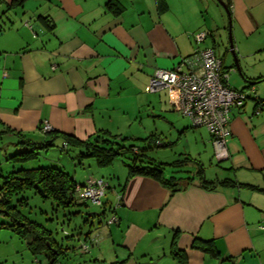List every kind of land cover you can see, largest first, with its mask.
I'll return each mask as SVG.
<instances>
[{"label": "crops", "instance_id": "0c3cea01", "mask_svg": "<svg viewBox=\"0 0 264 264\" xmlns=\"http://www.w3.org/2000/svg\"><path fill=\"white\" fill-rule=\"evenodd\" d=\"M166 2L160 12L157 0H0V139L8 136L11 150L26 149L20 140L42 143L46 120L79 139L100 130L119 139L153 134L149 146L155 139L169 146V157L158 160L188 158L192 166L174 192L151 177H130L127 169L111 172L116 179L107 180L112 197L103 211L118 222L98 223L101 238L90 250H66L59 264H264V194L245 186L206 188L199 178L202 166L205 180L264 186V0H230L239 69L228 49L218 56L232 68L230 86L247 88L248 97L230 109L228 157L220 162L207 129L172 113H180L176 91L145 90L157 69L214 48L204 0ZM199 31L206 33L201 42ZM144 111L163 116L167 135L156 125L145 135L129 133ZM88 163L90 173L74 169L76 181L103 177ZM196 238L212 240L217 255L195 247Z\"/></svg>", "mask_w": 264, "mask_h": 264}, {"label": "trees", "instance_id": "16d2710c", "mask_svg": "<svg viewBox=\"0 0 264 264\" xmlns=\"http://www.w3.org/2000/svg\"><path fill=\"white\" fill-rule=\"evenodd\" d=\"M22 2L23 0H12V4H21ZM108 3L111 4V2ZM157 4L160 12L167 10L168 5L166 0H157ZM224 4L228 9L229 16L231 18L230 0H225ZM14 133L19 135V132ZM126 138L127 137H123L119 139L118 135H112L109 132L100 130L87 139H79L73 135L58 133L54 130H50L47 131V137H45L42 143H33L28 140H20L18 143L24 144L26 149L12 154L8 159L13 162H25L30 159L37 158V151L40 152L49 150L51 147L55 146L57 140L60 139L65 148L67 146H71L80 149L79 156L81 158H92L99 167L108 166L109 164H112V162L118 156L130 153L132 154L131 163L126 164L128 176L131 177L141 175L151 177L155 180H158L162 185L168 187L172 192L183 187L181 182L188 180L189 177L177 178L176 176L172 175L165 176L163 168L165 165L180 166L185 164L190 159L183 158L168 163L162 162L160 160L158 161L145 153L147 149L152 147V145L142 148L136 145H122L119 141L125 140ZM142 139L145 142H152L153 134H149L146 138ZM153 143L154 146L157 145L156 147L160 146L156 144L155 141ZM199 173V178L202 182V185L206 188H214L217 185L245 186L249 189L260 191L264 194V186L260 187L250 184H240L230 178L215 181L205 180L203 177L202 166H199ZM93 178H103L107 184L106 186L108 187V182L104 177ZM2 179V184L0 185V212L9 216L10 222L2 223L1 225L3 227L10 228L19 236H22L25 239L28 248L34 255L37 253H43L45 258L48 260V264L57 263L60 256L65 257L66 252H68L66 250H71L74 252V250L77 248L79 253L80 251L88 252L90 250L93 243H95L91 241V238H99L97 233L93 234L92 230H90V228L95 225L92 220L93 218L96 220V224L104 222L107 225L117 223L119 220L116 214H114L115 216H113L116 217V221L109 223L108 219L110 215L107 218L104 214V211L87 213L86 217L84 218V223L89 224V230L82 238L79 236L75 238L74 235L68 236L72 237L69 238L71 241H75L76 243L79 241L80 246H77V244L72 246L64 245L60 241H57L55 238H53L51 230L47 229L43 224L32 221L25 215L21 214V212L17 209V206L13 203L12 197L26 189H35V192L40 194L42 197L53 199L57 207L64 208L78 203V201L79 203L85 204V202H90V200L77 196L75 187L78 184H84L87 180L84 182H78L68 172L55 166H41L31 169L19 168L4 175ZM107 187L104 191V195L101 197V203L94 205L103 207ZM20 201L26 204L27 199L22 197ZM90 218L92 219L90 220ZM27 236L30 238H25ZM84 243L88 244L87 250H83ZM193 245L195 247L210 251L214 255H217L218 253L214 248L212 240L196 238Z\"/></svg>", "mask_w": 264, "mask_h": 264}, {"label": "rangeland", "instance_id": "374dc122", "mask_svg": "<svg viewBox=\"0 0 264 264\" xmlns=\"http://www.w3.org/2000/svg\"><path fill=\"white\" fill-rule=\"evenodd\" d=\"M202 7L204 14L208 12L207 20L212 23L210 28L211 30L209 31L210 35L208 37L209 42L212 43V40L214 41V48L216 54L219 55L218 51L220 52L223 48H229L228 14L224 6L220 3V0H209V3H206V0H204V4ZM232 37H234V35ZM230 83L232 84V78H230ZM168 89H173V91H176L179 95V90L177 88ZM160 95L162 98L163 93L160 92ZM172 113H174L177 118H182L183 116L181 113H177L176 111H172ZM149 114L150 113L144 111L143 114H141L137 118V121L131 124L128 129L129 133L145 135V133L150 132L151 129H153V127L156 125L159 127V129L164 131V135H167L166 130L168 129V124L164 120L163 116H153ZM140 121H142V124H140ZM50 130H52L51 127ZM43 132L47 133V131L45 130ZM123 136L125 135L123 134ZM12 138L16 139L14 136H12ZM154 141L156 144L162 147H155L153 146V143H151L152 147L150 149H147L145 153L148 156L154 158L155 160H158L157 157H159V159H166V157H169V151H166L169 146L165 145V143L161 142L158 139H155ZM163 141L166 142L167 139L164 138ZM119 142L125 146L136 145L140 148L149 146V144L143 142L142 139L126 138L125 140ZM4 146L6 147L4 148ZM0 147H2L0 149V185L2 184L3 176L12 171L13 168L17 170L19 168L55 166L62 168L71 175L73 174L74 169L80 174L88 173V162H92L93 164L95 163L94 159L92 158H81L79 156L80 149L71 146H67L65 148L60 139L57 140L55 146L51 147L49 150L40 151V153L37 151L36 153H39L38 158L30 159L25 162H13L9 159H6L8 157L7 155L11 153L14 154L15 152L20 151L19 149L11 150L13 149V146L9 143L8 136L0 139ZM6 148L7 152L5 153V156V154H3V151H5ZM131 160L132 154H122L118 156L112 162V164H109L105 167H98L101 170L98 176H103L106 180L116 179L114 178L116 176H111V172L116 171L118 174L119 172L121 173L122 171L127 169L126 164L131 163ZM214 162L216 161L214 160ZM207 165L210 164L207 163ZM211 165L215 167V164ZM163 169L165 176L172 175L176 176L177 178H187L191 176L190 171L192 169V166L189 163L180 166L165 165ZM76 180L79 181L80 179L77 178ZM111 194L112 193L109 190L104 197V201H106V198L111 199ZM22 197H25L27 199L26 204L20 201ZM12 201L17 206V209L21 212V214L25 215L26 217H28V219L32 221H36L40 224H43L47 229L51 230L53 238H55L57 241H60L62 244L68 246L75 245V241L69 240V238L72 237L68 236L74 235L75 238L78 236L82 238L84 234L89 230V224L84 223V218L86 217V214L103 211L102 206L94 205L90 202H85V204H83L79 203V201L78 203L64 208L57 207L53 199L42 197L40 194L35 192V189H26L23 192L14 195L12 197ZM105 214L107 213L105 212ZM113 215L114 214H110V217L108 219L109 223L115 222L113 219ZM91 219L92 218H90V220ZM92 220L95 225L90 228V230H92L93 234H96V220L94 218ZM9 222V216L0 212V264H46V259L43 253H37L34 255L32 251L28 248L26 241L22 236H19L15 231L11 230L10 228L3 227L1 225L2 223ZM99 237L101 238L100 235ZM25 238L30 237L27 236ZM77 246L80 245L78 244ZM69 254L74 255L71 251L69 252ZM63 259L64 257L60 256L58 262H66V260L63 261ZM58 262L56 264H59Z\"/></svg>", "mask_w": 264, "mask_h": 264}, {"label": "built area", "instance_id": "2783aa9c", "mask_svg": "<svg viewBox=\"0 0 264 264\" xmlns=\"http://www.w3.org/2000/svg\"><path fill=\"white\" fill-rule=\"evenodd\" d=\"M205 37L204 31L195 34L197 42L203 41ZM228 70L213 47L196 49L174 68L157 69L145 87L148 92L163 88L179 90V112L188 117L193 126L204 127L210 133L216 162L228 157L226 138L230 133V109L242 107L248 97L247 88L230 86ZM50 127L48 121L42 122V131H48ZM106 185L103 178H89L84 184L76 185L75 189L80 198L100 204ZM113 219L116 221V217L113 216ZM260 228L264 229V226ZM91 239L97 242L96 238ZM87 248L88 244L84 243L83 250Z\"/></svg>", "mask_w": 264, "mask_h": 264}, {"label": "water", "instance_id": "95a60500", "mask_svg": "<svg viewBox=\"0 0 264 264\" xmlns=\"http://www.w3.org/2000/svg\"><path fill=\"white\" fill-rule=\"evenodd\" d=\"M220 3L226 9V12L228 14V19H229V48H228V50L231 52L232 56L234 57V61H235L236 65H237V68L239 69L238 62H237L238 58H237L236 53H235L234 48H233V41H232V35H231V26H230L231 25V18L229 16L228 9H227L226 5L224 4V2L222 0H220Z\"/></svg>", "mask_w": 264, "mask_h": 264}]
</instances>
